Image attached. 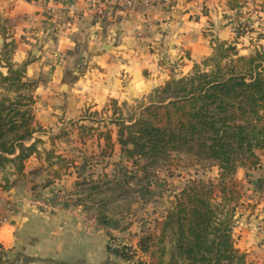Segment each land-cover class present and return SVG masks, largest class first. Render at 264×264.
<instances>
[{
    "label": "crops",
    "instance_id": "obj_1",
    "mask_svg": "<svg viewBox=\"0 0 264 264\" xmlns=\"http://www.w3.org/2000/svg\"><path fill=\"white\" fill-rule=\"evenodd\" d=\"M57 1L0 0V72L7 73L2 52L13 46L11 65L26 64L25 79L37 84L33 96L44 131L33 136L32 142L41 141L38 156L25 165L24 175L32 180L33 172L45 167V154L52 156L47 127H80L88 122L86 112H99L108 99L123 105L163 86L174 73H188L211 54L212 41L240 49L243 42L264 40V0H172L150 6L136 0L98 20L86 10L89 0H61L75 5L74 15L58 13ZM117 149L116 143L113 155ZM255 171L264 179V162ZM236 179L243 197L234 218V246L249 264H264V181L245 169L237 170ZM46 205L42 211L24 205L22 212L0 218V245L11 253L8 264H121L106 252L107 224L103 234L94 221H87L88 227L66 197Z\"/></svg>",
    "mask_w": 264,
    "mask_h": 264
},
{
    "label": "trees",
    "instance_id": "obj_2",
    "mask_svg": "<svg viewBox=\"0 0 264 264\" xmlns=\"http://www.w3.org/2000/svg\"><path fill=\"white\" fill-rule=\"evenodd\" d=\"M211 48L187 76L165 81L135 112L111 122L125 158L152 165L185 154L218 171L215 184L190 181L158 224V235L140 239L147 264H246L232 238L243 197L236 172L257 168L264 155V49L245 57L234 43L215 40ZM12 50L1 54L7 73L0 72V174L12 166L21 175L25 163L38 156L41 141L32 140L43 130L31 112L37 84L25 79L26 64L13 68ZM111 137L102 136L106 148H113ZM5 252L0 245V264L6 263Z\"/></svg>",
    "mask_w": 264,
    "mask_h": 264
},
{
    "label": "rangeland",
    "instance_id": "obj_3",
    "mask_svg": "<svg viewBox=\"0 0 264 264\" xmlns=\"http://www.w3.org/2000/svg\"><path fill=\"white\" fill-rule=\"evenodd\" d=\"M262 41V45L243 42L240 49L235 47L239 56L248 57L254 51L264 49V40ZM243 50L246 53H242ZM190 72L191 70L186 74L177 72L169 79H180ZM153 90L126 102V106H118L117 102L108 99L99 112H86L88 122L80 127L75 125L69 128L64 126L65 123L60 127H47L45 131L51 134L50 142L53 144L52 156L45 154V167L33 172L36 173L33 180L24 175V171L21 175L16 174L12 166H7L0 174V218L22 212L24 205L42 211L45 209L35 202L56 205L61 197H66L67 204L79 210L77 215L85 223L95 222L93 225L99 234H103L102 229L108 225L110 231L107 240L110 247L107 245V254L117 258L124 254L126 260L121 259V264H147L149 255L142 254L137 243L144 237L158 235V224L175 203L178 191L192 180L215 184L218 177L217 168L212 163L197 161L185 154H172L168 160L151 165L138 157H119V146V152L113 155L116 143H113L112 137V149L106 148L103 141H99L103 134L117 132V128L109 122H119L120 118H126L135 112L141 100ZM37 109L35 101L31 112L34 122L39 125ZM57 154L66 157L61 158ZM260 158L262 165L264 155ZM257 168L247 172H250L255 181L262 182L263 172H256ZM56 172L58 177L54 176ZM64 176H68L67 182L56 185V181ZM14 188L18 190V194H14ZM25 188L30 190L26 191ZM241 190L243 194L242 185ZM26 193L28 197H25ZM128 229L131 230L130 235L123 237L122 234H126L124 232ZM128 239L131 242L126 241ZM152 244L153 242H149L148 246L150 250H155ZM5 253V264H8L11 253ZM245 263H250L246 255Z\"/></svg>",
    "mask_w": 264,
    "mask_h": 264
},
{
    "label": "built area",
    "instance_id": "obj_4",
    "mask_svg": "<svg viewBox=\"0 0 264 264\" xmlns=\"http://www.w3.org/2000/svg\"><path fill=\"white\" fill-rule=\"evenodd\" d=\"M136 0H89L87 2V8L90 13L93 14V16L98 20L103 18L110 10L117 8V9H124L129 8ZM145 5H152L157 3H164L168 5L172 0H140ZM56 5L58 7L57 12L60 14H65L66 12L69 14H76L75 5L70 2H62L61 0H58L56 2ZM51 9H47V12H50ZM76 12V13H75ZM238 31L239 28L237 29ZM238 33V32H237ZM35 204L43 209H48V206L43 204V202H35Z\"/></svg>",
    "mask_w": 264,
    "mask_h": 264
},
{
    "label": "water",
    "instance_id": "obj_5",
    "mask_svg": "<svg viewBox=\"0 0 264 264\" xmlns=\"http://www.w3.org/2000/svg\"><path fill=\"white\" fill-rule=\"evenodd\" d=\"M63 90H64V88H63Z\"/></svg>",
    "mask_w": 264,
    "mask_h": 264
}]
</instances>
